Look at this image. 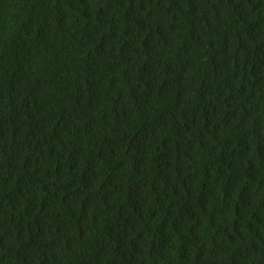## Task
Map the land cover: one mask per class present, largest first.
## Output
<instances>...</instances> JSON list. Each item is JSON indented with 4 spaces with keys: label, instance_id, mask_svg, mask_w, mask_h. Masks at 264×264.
I'll use <instances>...</instances> for the list:
<instances>
[{
    "label": "trees",
    "instance_id": "16d2710c",
    "mask_svg": "<svg viewBox=\"0 0 264 264\" xmlns=\"http://www.w3.org/2000/svg\"><path fill=\"white\" fill-rule=\"evenodd\" d=\"M0 264H264V0H0Z\"/></svg>",
    "mask_w": 264,
    "mask_h": 264
}]
</instances>
